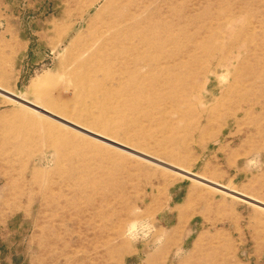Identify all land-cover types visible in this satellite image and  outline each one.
Instances as JSON below:
<instances>
[{
	"label": "rangeland",
	"instance_id": "1",
	"mask_svg": "<svg viewBox=\"0 0 264 264\" xmlns=\"http://www.w3.org/2000/svg\"><path fill=\"white\" fill-rule=\"evenodd\" d=\"M0 264H264V0H0Z\"/></svg>",
	"mask_w": 264,
	"mask_h": 264
},
{
	"label": "bare ground",
	"instance_id": "2",
	"mask_svg": "<svg viewBox=\"0 0 264 264\" xmlns=\"http://www.w3.org/2000/svg\"><path fill=\"white\" fill-rule=\"evenodd\" d=\"M128 1H129V3H130L131 0H128ZM120 11H121V8H120L119 11H118L117 9L115 10L114 7H112V8L108 11L107 17H108L109 19H111L112 22L103 23V27L105 28L106 31L111 32L113 28H115V27H117L118 25H120V23H117V22L113 21V18H114V17H116V19L119 18L121 21H123V20H122L123 18H122V16H121L122 11H121V13H120ZM120 17H121V18H120ZM119 19H118V20H119Z\"/></svg>",
	"mask_w": 264,
	"mask_h": 264
}]
</instances>
